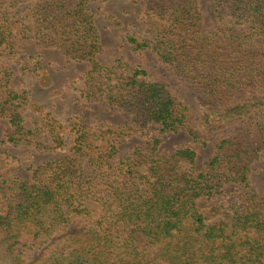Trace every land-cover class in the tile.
<instances>
[{
    "label": "trees",
    "instance_id": "1",
    "mask_svg": "<svg viewBox=\"0 0 264 264\" xmlns=\"http://www.w3.org/2000/svg\"><path fill=\"white\" fill-rule=\"evenodd\" d=\"M99 1L0 0V120L10 125L0 140V264H264V192L249 185L264 154V47L255 43L264 0H214L225 14L213 29L199 0H147L145 34L126 38L206 100L198 126L217 137L199 173L195 150L162 147L167 135L201 137L188 107L139 66L97 61L103 45L90 6ZM27 42L87 63L80 99L126 121L64 126L35 109L5 65ZM28 108L37 113L29 127ZM133 136L145 142L117 159ZM9 145L57 155L23 181L8 175L18 164ZM226 185L240 188L238 200L204 213L198 202Z\"/></svg>",
    "mask_w": 264,
    "mask_h": 264
},
{
    "label": "rangeland",
    "instance_id": "2",
    "mask_svg": "<svg viewBox=\"0 0 264 264\" xmlns=\"http://www.w3.org/2000/svg\"><path fill=\"white\" fill-rule=\"evenodd\" d=\"M147 0H101L91 4L95 13L97 28L101 34L103 51L97 56V61L104 65H111L116 60L139 66L149 77L162 85L175 98L181 100L189 109V126L201 137L194 139L188 132L163 137V150L174 151L180 148L195 150L196 171L203 172L207 163L214 156L216 135L207 136L198 126V112L201 104L206 100L186 88L175 75L174 70L164 65L158 57L150 51L139 52L132 49L126 38L137 34L143 36L145 25L142 15ZM199 12L203 25L213 29L219 25L217 16L225 14L223 8H218L214 0H199ZM226 16V15H223ZM257 46L264 47V38L255 40ZM20 57L14 61H7L5 65L13 72V85L19 90H26L30 94L31 103L35 109L50 113L54 119L66 126L70 121H79L90 126L115 127L126 120L121 114L107 110L99 104H85L80 99V92L84 85V77L88 72L87 63L68 62L58 50L43 49L33 42H27L20 48ZM31 57L36 61L30 60ZM36 112L26 111V125L32 126ZM10 125L8 120H0V140L8 134ZM145 139L140 136L128 137L120 146L118 158L127 157L135 147L143 144ZM8 154L13 156L18 164L16 171L9 176L30 181L33 171L56 157L55 152H38L29 147H14L9 145ZM252 173L249 185L257 193L264 192V154H261L252 163ZM240 188L235 185H226L220 196L213 200L201 199L198 204L203 212L208 213L216 205H228L238 200ZM225 206V207H226Z\"/></svg>",
    "mask_w": 264,
    "mask_h": 264
}]
</instances>
